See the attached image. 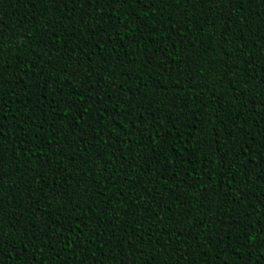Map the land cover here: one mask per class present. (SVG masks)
Returning <instances> with one entry per match:
<instances>
[{
    "label": "trees",
    "instance_id": "obj_1",
    "mask_svg": "<svg viewBox=\"0 0 264 264\" xmlns=\"http://www.w3.org/2000/svg\"><path fill=\"white\" fill-rule=\"evenodd\" d=\"M0 264H264V0H0Z\"/></svg>",
    "mask_w": 264,
    "mask_h": 264
}]
</instances>
